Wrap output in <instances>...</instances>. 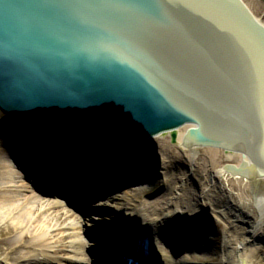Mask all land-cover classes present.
<instances>
[{
	"label": "water",
	"instance_id": "obj_1",
	"mask_svg": "<svg viewBox=\"0 0 264 264\" xmlns=\"http://www.w3.org/2000/svg\"><path fill=\"white\" fill-rule=\"evenodd\" d=\"M0 110L6 146L40 141L42 154L50 141L61 159L45 169L27 155L39 158L22 168L34 188L83 214L137 179L123 174L132 168L118 150L136 151L151 171L138 142L186 123L195 125L183 143L245 151L250 164L225 166L255 179L264 175V25L243 0H0ZM139 228L147 236L126 233L118 256L162 263L153 228Z\"/></svg>",
	"mask_w": 264,
	"mask_h": 264
},
{
	"label": "bare ground",
	"instance_id": "obj_2",
	"mask_svg": "<svg viewBox=\"0 0 264 264\" xmlns=\"http://www.w3.org/2000/svg\"><path fill=\"white\" fill-rule=\"evenodd\" d=\"M243 2L250 8L245 0ZM250 9L254 13L252 8ZM254 15L264 25L261 17L255 13ZM0 113L3 119H6L1 110ZM191 125L195 124L191 122L176 126V128L167 129L152 136L143 137V140L138 142L139 146H143L145 152L151 157H145L146 161L154 163L155 167L151 171L149 170L150 172L147 171V167L146 169L142 167L143 163L138 160L139 153L131 148L130 150L123 147L120 148L121 150L117 149L119 152L121 151L123 158L127 156L130 161L137 158V165L127 161L129 168H132L128 171L136 172L135 175L132 171L123 172V174L127 173L126 176L128 175L131 179L133 176L137 178L133 179L132 184H128L123 190H128L132 195H140V199L132 203L134 210L139 211L137 217L140 218L135 223L138 227L131 229L129 226L130 230H133L131 232L138 233L139 227L145 225L153 228L154 241L152 240V243L155 244L154 248L156 246L157 252L164 260L160 264H195L197 254H207L209 251L214 253L213 251L216 249L214 236L217 234V228L213 224L218 222L223 224L220 231V243L217 247L222 253L220 264H264V175L252 179L226 168L225 165L229 163L239 167L244 162L243 159L250 164L252 161L245 151L223 145L218 147L195 144L187 146L183 141ZM12 126L14 127L13 124ZM8 128L7 125L3 127V124H0V138L4 136L3 132L7 133ZM10 133L13 132L10 131ZM64 133L65 135L68 133V140L73 141L70 130L64 131ZM61 134L62 132H59V137L56 140H60ZM89 137L93 143L98 142L96 137L91 135ZM11 141L10 145H4L6 155L12 162L8 160L9 167L6 170L7 179L5 180L7 195L0 202V224L5 223L6 228L13 229L15 235L12 240L2 241L4 252L8 253H4L0 248L1 254L4 253V257L0 258V264L89 263L90 258L84 251L89 241L82 230H79V238L76 232H70L72 239L65 245L62 238L65 237L67 230L55 224L54 226L49 224L54 221L53 209L60 207L67 212L71 211L66 199L60 198L59 193L54 194L55 197L45 199L47 203L33 204L32 207L21 209L23 191L32 195L37 191L31 183L29 184L28 174L22 168L28 167L27 162L33 165V160L38 162L39 158L31 159L32 157L27 155H30L32 150L35 151L36 156L43 158L42 162H47V165H44L45 169L49 168V162L57 164L60 157L55 156V153L48 149L49 146L52 147V142L47 143L41 154L38 151L41 149L40 141L33 148L32 145L31 147L24 145L22 138L20 142L16 139ZM139 146L137 147L139 148ZM101 147L105 146L101 144ZM130 147L132 146L130 145ZM16 149L22 150V154L17 159L18 163L14 161L16 158L14 159L13 155L17 152ZM56 152L61 153L58 149ZM28 157L30 158L28 159ZM68 157L64 163L66 167H69L68 170H72L68 165ZM108 159L114 166L116 163L120 164L117 155H111ZM124 165L121 163V167ZM81 170H84L85 173L87 171L84 167ZM110 172L112 175L115 174L112 167H110ZM139 173L145 176L141 182ZM157 177L163 179L162 184H156ZM16 178L19 180L18 185L15 184L14 179ZM29 179L32 178L29 177ZM153 187L156 189V193L153 194L154 198L149 200L141 197H144L145 190ZM119 194L120 191L110 192V194H106V198L104 195H100L98 201L114 198ZM91 205L90 207H93L95 204ZM129 205L131 206V202ZM33 211L42 213L43 219L37 222ZM131 213L133 212H128L126 216ZM75 224L73 221L69 228L74 229ZM135 224L133 225L135 226ZM162 225L170 226L171 230L169 231L167 227L166 230H163ZM116 228L117 225H113V231H117ZM161 229L162 233L167 232L165 235L173 236L176 241H179L178 246L182 250H179L177 255L173 256L172 252H169L165 247L164 241L158 234ZM139 236L144 238L147 235L144 233ZM106 244L110 245L108 242ZM13 245L19 246L18 251L12 249ZM110 249L111 246L101 248L104 250L103 252ZM77 252H80L79 256H76ZM157 252L155 251V253Z\"/></svg>",
	"mask_w": 264,
	"mask_h": 264
},
{
	"label": "rangeland",
	"instance_id": "obj_3",
	"mask_svg": "<svg viewBox=\"0 0 264 264\" xmlns=\"http://www.w3.org/2000/svg\"><path fill=\"white\" fill-rule=\"evenodd\" d=\"M245 2L247 4H249L250 8H252L253 12L258 16L261 17L262 21L264 22V1L263 0H245ZM3 119V116L0 113V120ZM4 140L1 137L0 138V202H2V200L4 199V197H6V193H7V189H5V184H6V170L9 167L8 165V160H10L9 156L6 155L5 152V147H4ZM11 161V160H10ZM204 161V160H203ZM12 162V161H11ZM15 180V184L18 185V178L14 179ZM163 183V179H160L157 177V185L162 184ZM145 194H144V199H149L150 197H146L149 195V193H154L156 191V189L153 187L151 189H147L145 190ZM24 193V197L22 198V207L26 208L28 206H33V204L37 205V204H43V203H47V201L45 200L44 197L38 195L37 193L32 195L28 192L23 191ZM143 198V196H141ZM140 199V195L137 196V194L132 195V193H130L128 190H123L120 192L119 195H116V197L112 198V199H106V200H102L101 203L98 204V206H100V212H98L97 214H92V216H88L86 217H81L79 214L75 213L73 210H71L70 212L65 211L64 209H61L60 207L57 209H53V222L49 223L51 226L54 224L57 225L58 227H61L64 230H67V232L65 233V237L62 238L63 239V244H68L70 239H72L70 237V232H76L77 233V237H78V233L79 230H82V232L84 233L85 230H87L86 225H91V226H98V225H103V223H108V222H113V223H118L121 222L125 216H124V212H133V213H139L138 210H134L132 203L137 202ZM152 199V198H151ZM132 200V201H130ZM154 200V199H153ZM131 202V206L129 205V203ZM128 204V205H127ZM133 208V209H132ZM27 209V208H26ZM128 209V210H126ZM126 210V211H125ZM35 212L34 217L37 220V222L39 220L43 219L42 213L38 212V211H33ZM32 212V213H33ZM121 212V213H120ZM7 221V220H6ZM73 221L76 223L73 228L71 229L69 228L71 226V224L73 223ZM216 228H217V234L216 236H214L215 238V247L216 249L213 251L214 253L210 252L209 253H200L197 254V260L195 261V264H220V256H221V252L217 249L218 244L220 243V231L223 228V224L221 223H214L213 224ZM14 230L13 229H8L5 226V223L0 224V245L2 244V241H6V240H12L14 238ZM79 238V237H78ZM89 244L86 246L85 248V252L87 254V256H89L90 260L89 263H85V264H102V250L100 249V247H98L96 245V241H91L89 240ZM18 245H13L12 249H16L18 251ZM78 247V246H77ZM0 248L3 250L4 245L2 244L0 246ZM100 249V250H99ZM77 251V249H76ZM78 251H79V247H78ZM4 252V250H3ZM2 252V253H3ZM7 251H5L4 253H6ZM4 253L1 254L0 252V258L4 257ZM8 253V252H7ZM79 253V254H78ZM14 254V253H13ZM76 255V254H75ZM80 252H77L76 256H79ZM92 255V256H90ZM53 264H57L54 263ZM80 264V263H78ZM84 264V263H83Z\"/></svg>",
	"mask_w": 264,
	"mask_h": 264
}]
</instances>
